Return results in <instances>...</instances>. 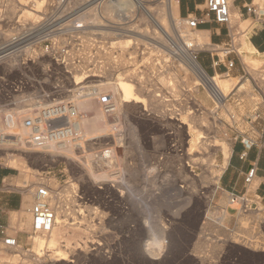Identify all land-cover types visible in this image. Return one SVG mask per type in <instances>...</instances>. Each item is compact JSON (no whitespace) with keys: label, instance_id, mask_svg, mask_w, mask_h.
Returning <instances> with one entry per match:
<instances>
[{"label":"rangeland","instance_id":"374dc122","mask_svg":"<svg viewBox=\"0 0 264 264\" xmlns=\"http://www.w3.org/2000/svg\"><path fill=\"white\" fill-rule=\"evenodd\" d=\"M19 1L0 0V40H6L17 28L22 49L17 55L22 58L21 62L28 60L23 67H17V83L22 82L25 86V95L31 97L40 90L51 93L58 85L60 96H71L69 91L76 87L77 76L95 68L99 70L97 72L102 71L103 77H88L79 85L94 80L87 82L90 85L86 89L95 83L105 84L104 93H111V90L107 91L108 86L111 87L120 108L112 117L93 111L96 118L86 127L84 139L97 144L89 145L86 154L80 153L76 146L67 152L69 159L53 160L42 153L10 152L8 157L0 153L7 158L0 171L9 170L7 177L0 175V208L5 202H8V208L12 206L3 212L7 224L0 225V264H264V198L258 197V182L255 181L246 194V198L258 202L256 209L239 208L240 214L229 218L225 208L216 204L218 188L214 190L211 182L220 177L226 155L221 147L196 149L191 139L200 132L201 136L218 140L232 149L235 131L220 121L226 117L225 110L218 111L219 115L214 113L215 92L187 57L184 58L185 55L172 45L176 44L155 27L134 0H129L123 8L111 7L110 14L103 10L104 2H95L91 8L95 7L98 23L91 22L88 14L83 17L82 11H75L85 0H60L69 7H40L43 4L40 0L35 4L33 1L36 0ZM143 1L151 14L166 23L177 44L195 47L194 41L188 38L189 33L198 30L197 34H200L202 25L195 30L190 28L188 18L181 15L180 8L177 15H171L167 0ZM251 1L262 7L264 13V0ZM11 3L16 7L12 9ZM26 10L31 14L29 19L24 14ZM237 23L229 26L241 44L240 50L245 52L244 58L247 62H264V54L254 50L246 33L242 32L247 23L242 21L240 11ZM115 27H133L138 34ZM209 33V38L204 41L207 47L191 48L192 55H197L200 63L204 59V64H208L209 54L201 49H207L211 41L215 42ZM63 49L67 51L66 61L70 67L65 68L54 59ZM108 52L115 59L121 56L125 64L113 70L107 59ZM66 70L73 72V77L68 76ZM110 73H113L112 78ZM237 73L239 68L230 77L214 78L217 81L232 80V86L238 81ZM126 75L138 76L148 87L150 97L144 96L147 111L142 110V104H139L141 109L119 104L113 81ZM243 87L247 92L238 91L230 99V109L239 115L250 111L255 102L261 100L250 83ZM8 92L7 86H0V102H4ZM153 97L161 101L160 106L152 104ZM242 99L243 104L237 105ZM83 103V99L78 100V105ZM19 107L16 111H0L17 112V119L30 115L28 106ZM188 114L198 121L204 117L207 120L202 121L200 131L198 126L197 132L191 135L183 123L189 120ZM109 142L116 152L110 169H105L104 161L96 156ZM80 157L85 159L84 169L79 166ZM201 161L205 162L202 164ZM44 180L54 189L53 206L63 204L73 219L62 229L55 226L58 244L46 243L37 247L32 236L44 232L33 231L28 209L33 202L34 186ZM26 184L29 186L25 190L22 187ZM67 187L70 192L65 198L62 191ZM57 196L59 199L56 200ZM229 204L238 208L230 200ZM8 237L17 238V245L7 246L5 240ZM63 252L66 259L58 260Z\"/></svg>","mask_w":264,"mask_h":264},{"label":"built area","instance_id":"2783aa9c","mask_svg":"<svg viewBox=\"0 0 264 264\" xmlns=\"http://www.w3.org/2000/svg\"><path fill=\"white\" fill-rule=\"evenodd\" d=\"M40 1H43L41 7H69L68 4L60 0ZM85 2L88 3L87 0ZM85 2L80 7L86 5ZM96 2L100 3L102 0H96ZM234 2L235 0L233 3ZM245 9L259 20L264 18L262 7L255 4L253 1L247 4ZM198 11L199 13L189 14L187 16L190 28L195 30L200 25L214 21L218 25L226 26L228 29L227 40L223 42L211 41L209 48L201 49L209 54L208 64H204L206 63L204 59L201 63L198 62L208 77L211 78L215 76L230 77L231 74L239 68V73L235 76L238 78L237 83L230 87L225 98H218L215 94L213 95L215 99H213V101L216 105L215 114H218L220 110H225L226 117L221 118L220 121L224 122L235 131L232 141L241 142L244 145L245 151L241 153V158H244L247 156L246 149L264 147V62L249 61L253 62L249 64L244 58L243 54L245 52L240 50L241 44L236 40L235 35L230 30L229 25L232 21L229 0H204V7L198 9ZM242 32L245 31L243 30ZM19 43L20 40L17 39V28L14 34L10 35L6 40H0V69H3L0 71V86H7L10 91L8 94H5V99L3 98L4 102H0V110L16 111L19 105L20 107L28 106L27 109H29L31 113L30 115H24L17 119V112L1 113L0 111V153H4L7 157L10 152H19L27 155L42 153L53 160L62 157L68 158L65 154V146L66 141L70 139L71 145H74V147L75 145H80L76 147H78L80 153L86 154L87 147L89 145H96L97 143L93 140L84 139V135H82L80 129L76 130L73 129L74 127L72 128V124L76 123L80 116L83 115V113L77 111V101L85 97H93V99L99 101L104 113L112 117L116 112V105L106 98L109 96L110 92H99L98 85H95L96 83L89 89L85 87L82 88L81 86L84 84L79 85L75 81L76 87L69 91L72 93L71 96H60L61 88L58 85L54 87L51 93L40 90L39 94L32 95L31 97L26 96L25 91H23L25 86L22 82L20 84L17 83V67H23L28 61L24 59V61L21 62L22 58H19L17 55V53L22 50L21 47H19ZM66 55L67 51L63 49L59 56L54 58L58 64L65 68L70 67L69 62L66 61ZM17 57L19 60H17ZM196 58L198 60L197 55ZM91 70H95V68L82 71L81 75L87 77L92 73ZM66 72L68 76L73 77V72L68 70H66ZM95 72L97 74L100 73L97 72V70H95ZM9 77H15V79L8 80ZM92 77L102 78L103 76ZM82 82H80V84ZM245 83L251 84L253 91L256 93L258 92L261 100L256 101L250 111L239 115L230 109L232 104L230 99L231 95L238 91L240 93L247 92L243 87ZM17 93L21 94V96L17 95ZM243 102L244 99L238 100L237 105L243 104ZM69 114L71 115L70 120ZM9 121L10 123L8 124ZM85 142L88 143L86 144ZM52 145H55V148H51L50 146ZM115 152V147L109 142L102 148L96 158H101L104 161L103 164H106L105 167H103L105 169H110L111 163L115 157ZM78 159L80 168L84 169L82 163H84L85 159L82 157ZM6 160L7 158L0 156V167L4 165ZM108 161H110V163ZM103 167L100 169H103ZM256 170L257 165L254 164L246 176L245 180L248 185L246 193H232L230 195V203L237 204L238 208L244 209L245 211L254 210L258 207L257 201L250 200L248 197L246 198L249 188L254 183ZM53 190V187L47 180L34 186L33 202L29 212L32 216V228L35 233L49 232L54 227L56 211L52 204ZM4 231L5 230L2 229V232ZM5 242L7 246L17 245V238L8 237Z\"/></svg>","mask_w":264,"mask_h":264},{"label":"bare ground","instance_id":"6f19581e","mask_svg":"<svg viewBox=\"0 0 264 264\" xmlns=\"http://www.w3.org/2000/svg\"><path fill=\"white\" fill-rule=\"evenodd\" d=\"M22 1V0H21ZM19 1V3L21 2ZM86 1V0H85ZM88 3H86V5H84L83 7H80L78 10H75L76 12H81L82 13V16L86 17L87 14L89 15L88 17L89 18H92V21L91 22H100L99 21V17L97 15V12L94 10V8H91L93 7V5L95 6V2L96 0H87ZM129 0H102V2H104V11L108 14H110V10H111V7L115 6V7H122V6H125L127 5ZM135 3H137L141 8L142 10L145 11V13L149 16V18L152 20L153 24L155 25V27H157L158 29H160L164 34L166 35L165 37L169 40H171L172 42H174L176 45L172 44L173 46H176V49L178 48L177 51H180L181 55H185L184 58L187 57V59L189 60L191 66L201 75V77L204 79V81L207 83V85L210 86V88L213 89V91L215 92V94L218 96V98H225L226 96V92L228 90V88L231 86V81L230 80H223V81H217L216 78H211V77H208V75L205 73V71L202 69L200 63L197 61V58L194 55H192V49L196 47L198 48H202V47H207V46H204V44H206V42L204 43L205 40H207L209 38V33L208 32H200V34H197L198 33V30L196 31L197 33H194V32H190L189 33V37L190 40H192V42L194 41V45L195 47H191L192 45H189L190 46H183L181 45L179 42L178 44L176 43L177 42V39H175V37L173 38V34H171V31L168 30L167 26H166V23L164 22H161L158 18H156L153 14H151V11H150V8L149 6H147L143 0H134ZM133 1V2H134ZM169 2H167V5L169 6V10H170V14L171 15H177L179 13V6H178V1L177 0H167ZM233 1L234 0H229V3H230V11H231V23H233V25H237V16L239 14V12L237 11V9L234 7L233 5ZM258 1V0H256ZM34 2H37L34 1ZM42 2V1H41ZM255 2V1H254ZM40 3V2H39ZM39 3L37 4L39 6ZM112 3V4H111ZM12 4V9L13 7H16L15 6V3H11ZM41 4V3H40ZM36 5V6H37ZM97 5V4H96ZM133 5V4H132ZM41 7V6H40ZM99 7V6H98ZM37 8V7H36ZM123 8V7H122ZM126 8V7H125ZM124 8V9H125ZM38 9V8H37ZM118 10V9H117ZM25 11V10H24ZM29 11V10H28ZM26 10V12L24 13L26 18L29 19L30 18V15L29 14L30 12H28ZM120 11V10H119ZM122 11V10H121ZM6 12V11H5ZM74 12V13H76ZM124 12V10H123ZM140 12V11H139ZM168 13V12H167ZM9 14V13H8ZM12 15V14H11ZM73 15V14H72ZM81 15V14H80ZM79 15V16H80ZM78 16V15H77ZM78 16V18H79ZM81 16V17H82ZM167 16V14H166ZM172 16V17H174ZM164 17V16H163ZM177 17V16H176ZM25 18V19H26ZM239 18V17H238ZM170 19V17H169ZM137 20V19H136ZM174 20V19H173ZM178 20V19H177ZM164 21V19H163ZM169 23V22H168ZM167 23V24H168ZM237 23V24H236ZM169 26V25H168ZM134 27V26H133ZM132 28H126V29H123V27L119 28V27H115L116 30H122L123 29V32H126V33H131V34H138L137 31H134V29ZM113 29V28H112ZM155 30V29H154ZM174 29L172 28V31ZM200 31V30H199ZM143 32V31H142ZM156 33V32H155ZM188 33V32H187ZM158 34V33H156ZM155 34V35H156ZM8 36V35H6ZM157 38L160 39V37L157 36ZM162 40V38H161ZM90 42V41H89ZM129 42V40H128ZM165 43V42H164ZM169 43V42H168ZM126 44V43H125ZM128 44V43H127ZM187 44V45H188ZM126 46V45H125ZM252 47V46H251ZM192 48V49H191ZM253 48V47H252ZM29 48H27L26 50H28ZM102 49V48H101ZM120 49V48H119ZM255 49V48H253ZM30 50V49H29ZM194 50V49H193ZM197 50V49H196ZM199 50V49H198ZM108 51V50H107ZM110 51V50H109ZM28 52V51H26ZM98 52H102V51H98ZM97 52V53H98ZM115 52V50H114ZM106 53V52H105ZM124 53V52H123ZM102 55V54H101ZM99 54V56H101ZM104 55V54H103ZM102 55V56H103ZM107 59L109 60L110 64H111V67H113V70H115L116 68H118L119 66H123L125 64V61L124 59L119 56V59H115V57L113 58L111 54H107ZM92 60V59H91ZM88 61V59H87ZM95 61V60H94ZM104 61V60H103ZM90 62V61H89ZM98 62V61H97ZM96 62V63H97ZM252 63V62H251ZM98 65V64H96ZM106 65V64H105ZM104 65V66H105ZM110 66V65H109ZM152 66V65H151ZM98 67V66H97ZM100 67V66H99ZM102 67V66H101ZM104 68V67H103ZM192 68V69H193ZM79 69V68H78ZM108 70V69H107ZM99 71V70H97ZM92 73L89 74V76L87 77H83V75L81 76H77V80L76 82L78 84H80V82H85L88 78V77H92V76H103V74L100 72L99 74H97L95 72V70H92L91 71ZM85 74V73H83ZM135 74V72H134ZM109 77L112 78L113 77V73L109 74ZM114 80V79H113ZM164 81H166L165 79H163ZM199 80H202V79H199ZM94 80L92 81H87V82H93ZM162 81V80H161ZM84 83V85H82L81 87H89V84ZM97 82V81H96ZM167 83V82H166ZM177 83V82H176ZM197 83V82H196ZM164 84V83H162ZM179 84V83H178ZM181 84V83H180ZM98 88H99V92H104V87L106 86L105 84H98ZM113 87H114V94L119 102V104L122 106V107H125L126 105H134V106H138V108L141 109V106L139 107V104H142V110H145L146 107H145V103H146V100L147 98L144 97L145 95L146 96H149L147 95V86L146 84L141 80V78H139L138 76L136 75H126L125 78H121V79H116V81L114 80L113 81ZM179 87V86H178ZM80 88V87H79ZM78 88V89H79ZM183 88V87H182ZM108 90H111V93L109 94V96H107L106 98L110 101H112L115 105H116V111H119V106L117 104V101L113 95V90L111 87L108 86L107 88V91ZM150 91V90H149ZM184 91V90H182ZM152 92V91H151ZM211 92V91H210ZM150 97V96H149ZM84 100V103L80 106L78 105V101H77V105H76V108H77V111L79 113H83V115L80 116L79 120H77L76 123L72 124V128L73 129H76V130H81L82 132V135L85 136V129L86 127L89 126V124L93 123L92 120L95 119L96 117H94L93 115V111H96L98 114L100 115H104L106 116V114L104 113L103 109L101 108V105L99 103V101L93 99V98H89V97H85L83 98ZM197 100V99H196ZM83 102V101H82ZM152 104H155V107H158L161 105V101H158L155 99V97H153L152 99ZM154 106V105H153ZM148 110V109H147ZM145 110V111H147ZM191 112V111H190ZM194 112V111H193ZM195 114V113H194ZM69 120L71 119V115L69 114ZM109 116V115H108ZM107 116V117H108ZM166 116V114H165ZM189 117V120H186L184 121L183 123L187 125V129H188V133L191 135V134H195L197 131L195 130L198 126H200L199 128V131L201 129V124H202V121H207L206 118H201L199 119H195L191 114H188L187 115ZM187 117V118H188ZM181 120V119H180ZM72 122V120H71ZM10 123V121L8 122V124ZM198 123V124H197ZM209 123V122H207ZM183 127V126H182ZM210 127V126H209ZM203 128V127H202ZM196 131V132H195ZM204 131V130H203ZM205 133V131L203 132ZM194 136V139H191V140H194V146L196 147V149L198 148H202L203 147V150L204 149H207V148H210L211 146L212 147H221L226 155V159L228 160V158L230 157V150L228 148V146H226L224 143L220 142L218 140H210L208 138H205L203 136H201V133L198 132ZM191 138V137H190ZM220 140V139H219ZM224 142V141H223ZM193 143V142H191ZM192 145V144H191ZM75 146H80V145H75ZM201 146V147H200ZM51 148H55V145H52L50 146ZM193 147V146H192ZM71 149H74V145H71V141L70 139L66 141V146H65V154H67L68 151H71ZM195 149V148H194ZM190 150V149H189ZM210 151V150H209ZM195 152V151H194ZM199 152V151H198ZM208 152V151H207ZM209 157V156H208ZM203 158V157H202ZM192 159V158H191ZM195 159V158H194ZM198 159V158H197ZM205 159V158H204ZM200 160V159H199ZM226 160V162H227ZM202 162V161H201ZM205 162V161H203ZM202 162V164H203ZM201 164V163H200ZM207 169V168H206ZM216 177V176H215ZM208 178V177H207ZM218 180H219V177H216L212 180L211 182V186L213 187L214 190H216L217 188H219L218 186ZM144 183V182H143ZM24 186V185H23ZM28 184H26L24 187H21L23 189L26 190V188H28ZM32 186V185H31ZM18 188V187H17ZM32 188V187H31ZM21 189V188H20ZM19 189V190H20ZM178 189V188H177ZM31 191V189H30ZM63 197H67L68 196V193L70 192V187H67L65 189H63ZM170 192V191H169ZM173 192V191H172ZM55 194V193H54ZM56 195V194H55ZM55 195H54V198H55ZM59 199L58 196L56 198V200ZM73 201V200H72ZM159 201V200H158ZM58 202V201H57ZM212 202V199L209 198V203L211 204ZM59 203H62L61 201ZM68 203V202H67ZM55 205V204H54ZM64 207L66 206H63V204H60V206L58 207H55V211H56V221H55V224H54V227L52 228L51 231L49 232H44L43 234H38L36 236H32V240L34 241V243H36L35 245H37V247H41L43 246L44 244L46 243H49L51 244L52 246H54L56 243H57V235L55 233V226H58L60 227V229H62V227H65L67 224L70 223V219H73L72 216L70 215V213L67 211V209H65ZM138 209V208H137ZM28 211H30V209H28ZM78 221V220H77ZM161 224V223H159ZM162 227V226H161ZM6 243V242H5ZM58 244V243H57ZM15 246V245H13ZM67 246V245H66ZM69 246V245H68ZM65 247V246H64ZM39 249V248H38ZM13 250V249H12ZM16 251V250H15ZM71 251V249L69 250ZM73 252V251H72ZM68 254V253H67ZM66 254L65 252H63L62 254H60V258H58V260H64L66 259ZM16 258V257H14ZM13 258V259H14ZM13 263V262H12Z\"/></svg>","mask_w":264,"mask_h":264},{"label":"crops","instance_id":"0c3cea01","mask_svg":"<svg viewBox=\"0 0 264 264\" xmlns=\"http://www.w3.org/2000/svg\"><path fill=\"white\" fill-rule=\"evenodd\" d=\"M251 0H235L234 7L240 11L241 19L247 23L245 33L250 45L261 54H264V18L257 19L252 13L246 11L245 7L251 3ZM204 5V0H179L180 13L183 16L199 13L198 7ZM202 32H211L215 42H223L228 39V29L226 26L218 25L214 21L201 26ZM210 36V33H209ZM247 150V156L241 158V153L245 151V147L241 142H232L230 157L225 167L222 169L218 180V190L215 193L218 205L225 208L226 214L231 218L239 215L240 209L229 204L230 195L232 193L244 194L248 189L246 176L254 164L257 170L254 182H258V196L264 198V147H252ZM9 170L0 171L2 177H7ZM13 202V200H11ZM12 206H9V208ZM19 207L20 206L19 204ZM8 208V202H5L0 208V225H6L3 220V212ZM6 223V224H5Z\"/></svg>","mask_w":264,"mask_h":264}]
</instances>
